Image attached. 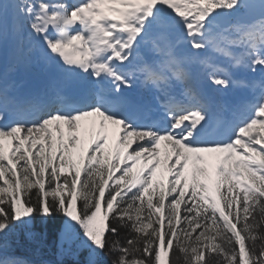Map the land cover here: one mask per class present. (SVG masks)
<instances>
[{"label": "snow or ice", "instance_id": "6c2138e0", "mask_svg": "<svg viewBox=\"0 0 264 264\" xmlns=\"http://www.w3.org/2000/svg\"><path fill=\"white\" fill-rule=\"evenodd\" d=\"M10 12L13 28L26 25L29 42L69 73L115 93L139 74L160 94L163 120L142 124L103 88L81 106L10 120L0 101V236L59 217L62 237L117 254L113 264H264V87L231 135L210 139L206 107L168 40L178 27L196 53L264 69V0H0V39ZM145 44L158 59L127 72ZM202 64L211 84L230 86L227 68ZM173 82L185 85L187 103L171 94ZM120 229L123 243L112 239Z\"/></svg>", "mask_w": 264, "mask_h": 264}, {"label": "bare ground", "instance_id": "6f19581e", "mask_svg": "<svg viewBox=\"0 0 264 264\" xmlns=\"http://www.w3.org/2000/svg\"><path fill=\"white\" fill-rule=\"evenodd\" d=\"M68 2L71 3L70 0H68ZM173 28L182 31L178 27ZM23 29L28 33L26 25L22 26L19 30H15L13 28V23H9L5 18L4 33L0 43V86L9 83H17L27 91L37 90L46 91L48 93L51 92L52 89H60L63 87L71 88L76 92H82L86 89L98 86L106 89L107 92L111 94V96H105L107 100L113 98L117 94L110 90V85L107 82L102 85H97L94 81L90 78H86L83 74L67 72L60 61L47 58L42 49L38 55H35L33 53V42L30 43L29 39H26L28 45L25 43V36H23L22 32ZM26 37H28V35ZM170 37L171 32L169 31L168 40ZM175 43L176 44L172 49L175 56L183 62V67L187 73L193 70L203 77L207 95L211 98L212 102L218 105L223 104L224 107L221 109L225 112L224 115L228 116L229 113L234 115V111H237L238 108H245L248 104L247 99L249 98V93L244 88H242V90L234 88L233 83L236 80H238L236 84L243 83L242 77L245 75L247 79L244 81L250 83L249 79L251 78L248 76V72L250 71L247 68H244L245 75H243L237 73L238 69L231 67L230 62L226 58L218 57L213 53H211L210 56L206 55L205 52L194 54L185 53L184 45L188 42L187 37L183 35V32L182 37L177 38ZM6 46L10 47V52L8 54L6 53V50H4V47ZM145 55L151 56L152 59L150 62L158 59L156 54L151 51V46L149 44L142 45L138 51L134 53L132 63L128 65L126 71L129 73H136V68L140 61L144 60ZM206 57L209 58L212 63L227 68L231 80L230 86L227 89L219 88L210 83L209 72L202 64V61ZM142 82V77L139 74L131 76L132 87L128 88L126 92L128 98H132L131 101H133V104L138 103V101L142 103L144 101L156 103L155 98L150 97L147 91L146 93H143L142 91H139V93L137 91L139 89V83ZM254 82L257 83V80H254ZM121 93L122 90L118 94Z\"/></svg>", "mask_w": 264, "mask_h": 264}, {"label": "trees", "instance_id": "16d2710c", "mask_svg": "<svg viewBox=\"0 0 264 264\" xmlns=\"http://www.w3.org/2000/svg\"><path fill=\"white\" fill-rule=\"evenodd\" d=\"M37 218L38 216L31 223L13 224L14 232L9 235V238L2 236L1 242L9 240L10 251L16 254L15 256L28 255L32 261L37 263L42 261L46 264H93V262L94 264H113L116 259L117 254H93L84 238L78 234L65 233L62 237V220L59 217L47 223L39 217L42 225H38ZM128 235L127 229H120L119 236L112 239H120L123 243ZM20 240L23 241L24 246L21 245ZM23 247L30 248V254L26 252L27 250L22 251Z\"/></svg>", "mask_w": 264, "mask_h": 264}, {"label": "rangeland", "instance_id": "374dc122", "mask_svg": "<svg viewBox=\"0 0 264 264\" xmlns=\"http://www.w3.org/2000/svg\"><path fill=\"white\" fill-rule=\"evenodd\" d=\"M241 19H243V17H225V18H222L221 19V21H220V23L221 24H228V23H235V22H237L238 20H241ZM7 20H8V22L9 23H13V20H12V15H11V12L8 14V16H7ZM27 27V26H26ZM174 28H172L171 29V32H172V30H173ZM172 36H173V38H172V47H174L175 46V42H176V40H177V36H176V34H174L173 32H172ZM175 39V40H174ZM174 40V41H173ZM34 41V40H33ZM0 43H1V39H0ZM35 54L37 53V54H39V51H38V49H39V45L36 43L35 44ZM5 48V50H6V53L8 54L9 52H10V47H4ZM208 53H211V52H205V54L206 55H208ZM210 56V55H209ZM115 144V139H110L109 140V145L110 146H113ZM161 151L163 152V148L161 149ZM38 219V225H42V222H41V220H40V218L38 217L37 218ZM24 230H26V229H24ZM12 232H14V228L13 227H11V229H10V231H8V233L5 235V237H7L8 236V238H9V235L10 234H12ZM4 236V235H3ZM34 237V236H33ZM20 238H24V237H20ZM33 239V238H32ZM35 239V238H34ZM1 240H2V236H0V257H2L4 260H8V261H14L15 262V264H46L45 262H39V263H37V262H34V261H32L30 258H28V255H24V254H19L18 256H15L16 254H13V252L12 251H10V244H9V240H7L6 242H1ZM20 242L22 243L21 245L22 246H24V243H23V241H21L20 240ZM28 242H30V240H28ZM29 249L30 248H26V247H23L22 248V251H26L28 254H30V251H29Z\"/></svg>", "mask_w": 264, "mask_h": 264}, {"label": "water", "instance_id": "95a60500", "mask_svg": "<svg viewBox=\"0 0 264 264\" xmlns=\"http://www.w3.org/2000/svg\"><path fill=\"white\" fill-rule=\"evenodd\" d=\"M257 2H258V0H257ZM181 33H179V35H180ZM186 51L188 52V53H193V52H195V51H193L191 48H190V45L189 44H187L186 45Z\"/></svg>", "mask_w": 264, "mask_h": 264}]
</instances>
